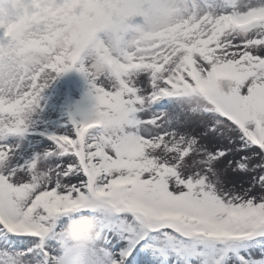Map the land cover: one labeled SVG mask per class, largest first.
Wrapping results in <instances>:
<instances>
[{
	"label": "snow or ice",
	"instance_id": "snow-or-ice-1",
	"mask_svg": "<svg viewBox=\"0 0 264 264\" xmlns=\"http://www.w3.org/2000/svg\"><path fill=\"white\" fill-rule=\"evenodd\" d=\"M84 218L83 264H264V0H0V264Z\"/></svg>",
	"mask_w": 264,
	"mask_h": 264
},
{
	"label": "clouds",
	"instance_id": "clouds-1",
	"mask_svg": "<svg viewBox=\"0 0 264 264\" xmlns=\"http://www.w3.org/2000/svg\"><path fill=\"white\" fill-rule=\"evenodd\" d=\"M63 238L62 255L66 256L67 264H83V255L95 244L96 236L87 218L72 220L60 228Z\"/></svg>",
	"mask_w": 264,
	"mask_h": 264
},
{
	"label": "rangeland",
	"instance_id": "rangeland-1",
	"mask_svg": "<svg viewBox=\"0 0 264 264\" xmlns=\"http://www.w3.org/2000/svg\"><path fill=\"white\" fill-rule=\"evenodd\" d=\"M47 146V142L46 141H42L40 145H37V147H45ZM56 161H52V163L54 164Z\"/></svg>",
	"mask_w": 264,
	"mask_h": 264
}]
</instances>
